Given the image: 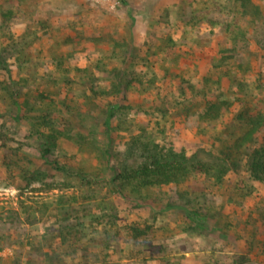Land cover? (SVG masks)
Masks as SVG:
<instances>
[{
    "label": "rangeland",
    "instance_id": "rangeland-1",
    "mask_svg": "<svg viewBox=\"0 0 264 264\" xmlns=\"http://www.w3.org/2000/svg\"><path fill=\"white\" fill-rule=\"evenodd\" d=\"M242 113L264 117V0H0V264L48 247L64 264H264L246 170L264 120ZM134 141L215 168L126 183Z\"/></svg>",
    "mask_w": 264,
    "mask_h": 264
},
{
    "label": "trees",
    "instance_id": "trees-1",
    "mask_svg": "<svg viewBox=\"0 0 264 264\" xmlns=\"http://www.w3.org/2000/svg\"><path fill=\"white\" fill-rule=\"evenodd\" d=\"M216 107L215 104H212L209 108ZM112 112L109 110L107 117L105 119V124L108 126L110 123ZM242 121L249 126H256V129L259 125L262 124L264 117L259 115H250L248 113H242L240 115ZM137 142L134 141L131 146H129L125 152L126 156L124 160H127L130 155L138 153V157H140L141 163L136 168L130 167H124L123 168V175L122 180L123 182L130 183L131 181L135 180L137 177L141 179V183L138 184V186H150V185H167L171 183H177L181 181L183 178H185L190 172L194 170H200L203 172L209 171L212 168H215L212 165H207L206 163L199 162L194 157L187 158L183 154H172L169 152H165L162 149L158 150L156 148V145H153L152 148L149 146V143L142 142L141 146L142 148L137 149L136 148ZM140 152H138V151ZM48 152V151H47ZM129 153V155H128ZM221 166H217L218 168V176H221L225 169H220V167H224L227 162L229 163L230 157L225 155L220 159ZM225 164V165H222ZM247 168L246 170L249 172L251 177L255 179L258 182L264 183V146L255 149L251 152V154L248 156L247 159ZM55 169L57 171H61L64 175H75V176H81L80 173L73 171L71 167L61 166L58 164V162L54 163ZM225 168V167H224ZM23 176L26 175V173L22 174ZM36 176H39V174L33 175L30 180ZM29 183H27L28 185ZM64 202L68 206H74V204L77 203L75 199H70V197L65 198ZM192 215L194 220L198 217V215L194 212L189 213ZM66 217L68 218L67 214L65 213ZM132 232L137 233V235H141L142 232L138 229H131ZM54 249V248H53ZM52 248L48 247V250L46 251V256H48L47 262H44V264H64L59 256L53 257ZM55 251V250H54ZM33 264V263H31Z\"/></svg>",
    "mask_w": 264,
    "mask_h": 264
}]
</instances>
